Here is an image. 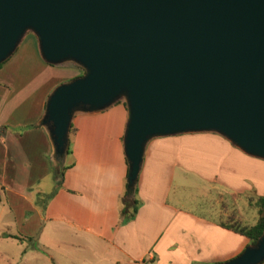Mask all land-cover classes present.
Listing matches in <instances>:
<instances>
[{"label":"water","instance_id":"95a60500","mask_svg":"<svg viewBox=\"0 0 264 264\" xmlns=\"http://www.w3.org/2000/svg\"><path fill=\"white\" fill-rule=\"evenodd\" d=\"M30 31L46 62L81 73L47 93L37 123L61 165L76 112L122 100L125 191L147 140L213 131L264 159V0H0V62ZM264 258V223L234 256Z\"/></svg>","mask_w":264,"mask_h":264},{"label":"crops","instance_id":"0c3cea01","mask_svg":"<svg viewBox=\"0 0 264 264\" xmlns=\"http://www.w3.org/2000/svg\"><path fill=\"white\" fill-rule=\"evenodd\" d=\"M33 39L25 50L38 61ZM17 49L16 54L25 51ZM35 98L24 110L20 96H0V217L9 213L20 230L6 231L9 224L0 218V231L31 240L27 246L37 257L45 253L46 264L214 263L248 243L222 224V215L234 212L247 224L255 220L252 201L264 195V159L213 131L154 136L145 143L136 176V211L121 222L122 100L73 114L62 163L68 166L58 177L47 133L37 123L45 96ZM187 182L201 183V194L210 195L206 213L184 205L189 192L175 186Z\"/></svg>","mask_w":264,"mask_h":264},{"label":"rangeland","instance_id":"374dc122","mask_svg":"<svg viewBox=\"0 0 264 264\" xmlns=\"http://www.w3.org/2000/svg\"><path fill=\"white\" fill-rule=\"evenodd\" d=\"M31 39L35 40V37L30 31H27L18 42V49L16 47L15 49L24 51ZM15 49L0 63V96H20L24 110L31 107L35 97L46 96L55 84L67 80L81 71L79 66L70 61L52 64L44 61L38 53L39 59L37 61L31 55L26 54V50L23 54L20 53L21 51L16 54ZM5 61L8 63L1 65ZM188 183L181 187L175 186V188H181V191L189 192L190 199H187L184 205L187 208L206 213L208 209L205 206L208 207V204L212 202L210 195L201 194L203 191L201 183ZM246 211L249 214V207L246 208ZM0 218L9 224L6 231L19 233L20 230L14 226L9 213H3ZM222 218L225 219L226 214L222 215ZM30 243L31 240L27 238L5 235L4 231H0V264L15 262L16 264H46L45 253L40 254L38 252L42 257H37L33 254L37 251H33L27 246ZM26 246L29 249L28 253L20 256V250Z\"/></svg>","mask_w":264,"mask_h":264},{"label":"trees","instance_id":"16d2710c","mask_svg":"<svg viewBox=\"0 0 264 264\" xmlns=\"http://www.w3.org/2000/svg\"><path fill=\"white\" fill-rule=\"evenodd\" d=\"M79 73H81V71ZM121 102L124 106V102L123 101H121ZM73 129L74 128H73L72 124L70 123L68 133L72 132ZM68 151L69 150H68V145H67L66 153ZM67 166H68V164H61V165L56 164L55 168H54V172H53L54 175L60 177L63 169ZM58 180L59 179L57 178V182H58ZM135 193H136L135 184L133 185L131 193H127L125 191V188H124L123 193H122L121 198H120L121 204H120V208H119V216H120L119 221L122 222V221H125V220L131 218L133 216L134 212L136 211V208L138 205V199H137ZM252 205L256 209V217L252 223H250V224L242 223L238 219V217H235L234 212H230L229 214H227L226 218L222 222V224H224L225 226L233 229L234 231H236L238 233L245 235L248 239V243L253 242L262 230L263 223H264V195L256 196L255 199L252 201ZM116 264H133V263L117 262Z\"/></svg>","mask_w":264,"mask_h":264}]
</instances>
